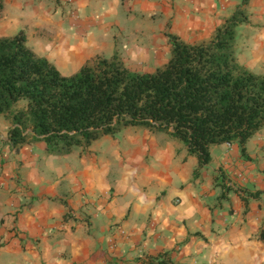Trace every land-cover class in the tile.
I'll list each match as a JSON object with an SVG mask.
<instances>
[{"label":"crops","instance_id":"crops-1","mask_svg":"<svg viewBox=\"0 0 264 264\" xmlns=\"http://www.w3.org/2000/svg\"><path fill=\"white\" fill-rule=\"evenodd\" d=\"M240 0H0V37L22 31L38 56L71 76L120 56L152 73L170 35L209 41ZM237 61L264 75V0H249ZM0 116V264H264V126L245 144L210 147L199 167L167 133L127 127L67 155L9 141ZM198 172V175L194 174ZM221 184L227 189L224 191Z\"/></svg>","mask_w":264,"mask_h":264},{"label":"trees","instance_id":"trees-1","mask_svg":"<svg viewBox=\"0 0 264 264\" xmlns=\"http://www.w3.org/2000/svg\"><path fill=\"white\" fill-rule=\"evenodd\" d=\"M248 2L240 0L207 42L170 35L169 60L152 73L133 72L113 55L63 76L31 50L22 31L0 37V116L11 122L10 143L44 142L48 154L67 155L124 128L144 127L183 142L200 168L209 164L213 145L236 142L244 154L264 126V75L236 59ZM140 261L175 264L169 252Z\"/></svg>","mask_w":264,"mask_h":264}]
</instances>
